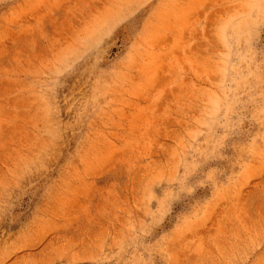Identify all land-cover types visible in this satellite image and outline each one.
Returning a JSON list of instances; mask_svg holds the SVG:
<instances>
[{
    "label": "rangeland",
    "instance_id": "rangeland-1",
    "mask_svg": "<svg viewBox=\"0 0 264 264\" xmlns=\"http://www.w3.org/2000/svg\"><path fill=\"white\" fill-rule=\"evenodd\" d=\"M0 264H264V0H0Z\"/></svg>",
    "mask_w": 264,
    "mask_h": 264
}]
</instances>
